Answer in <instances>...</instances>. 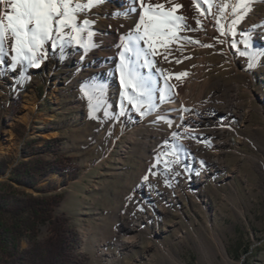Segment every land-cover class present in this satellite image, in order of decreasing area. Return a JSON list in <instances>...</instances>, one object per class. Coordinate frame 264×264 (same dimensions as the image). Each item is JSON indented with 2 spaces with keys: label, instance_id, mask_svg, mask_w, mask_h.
<instances>
[{
  "label": "rangeland",
  "instance_id": "1",
  "mask_svg": "<svg viewBox=\"0 0 264 264\" xmlns=\"http://www.w3.org/2000/svg\"><path fill=\"white\" fill-rule=\"evenodd\" d=\"M151 2L183 17L151 48L138 0L77 13L35 64L5 44L0 184L28 140L60 138L80 170L49 181L88 264H264V0Z\"/></svg>",
  "mask_w": 264,
  "mask_h": 264
},
{
  "label": "trees",
  "instance_id": "2",
  "mask_svg": "<svg viewBox=\"0 0 264 264\" xmlns=\"http://www.w3.org/2000/svg\"><path fill=\"white\" fill-rule=\"evenodd\" d=\"M8 166L1 160L0 173ZM79 170L63 151L62 139L35 137L25 143L22 159L0 184V264H88L77 231L56 211L63 194L49 181L56 175L65 186ZM43 228L46 236L40 239Z\"/></svg>",
  "mask_w": 264,
  "mask_h": 264
},
{
  "label": "snow or ice",
  "instance_id": "3",
  "mask_svg": "<svg viewBox=\"0 0 264 264\" xmlns=\"http://www.w3.org/2000/svg\"><path fill=\"white\" fill-rule=\"evenodd\" d=\"M102 2L103 0H88L87 3L81 4L78 0H0V5H6V9L0 14V53L4 52L5 44L10 42L11 51L15 53L12 56L13 66L22 59H29L35 64L36 52L43 47L45 41H50L55 47L53 36H62L65 28L71 27L73 32L82 31L75 24L77 13ZM138 2L141 14L136 31L140 32L143 29V35L137 36V41L143 40L151 48L158 37L164 35L175 37L173 31L176 27L175 22L182 20L183 17L174 16L173 13L181 5L165 10L162 3H153L151 0ZM238 6L246 7V4ZM128 11L136 12L137 9L132 7ZM124 14L127 15V12ZM88 23V20L83 21L84 25ZM88 35L91 37L93 33L89 32ZM71 39L75 40L77 36L74 35ZM125 50L132 51L128 45H125ZM136 55L139 56V52ZM121 59L122 85L127 86L125 76H128L135 81L136 87H142V81L137 78L130 64L124 62L123 53ZM261 63H264V60ZM248 66L249 68L256 66L255 56L249 57Z\"/></svg>",
  "mask_w": 264,
  "mask_h": 264
}]
</instances>
